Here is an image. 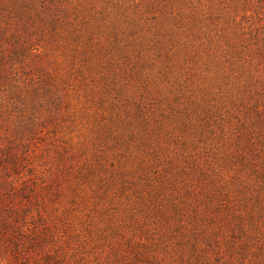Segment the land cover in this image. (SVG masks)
Returning <instances> with one entry per match:
<instances>
[{"label": "rangeland", "instance_id": "rangeland-1", "mask_svg": "<svg viewBox=\"0 0 264 264\" xmlns=\"http://www.w3.org/2000/svg\"><path fill=\"white\" fill-rule=\"evenodd\" d=\"M0 264H264V0H0Z\"/></svg>", "mask_w": 264, "mask_h": 264}]
</instances>
